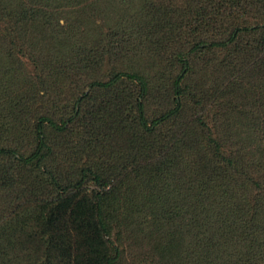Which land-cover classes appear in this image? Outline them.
I'll return each instance as SVG.
<instances>
[{
  "label": "trees",
  "instance_id": "1",
  "mask_svg": "<svg viewBox=\"0 0 264 264\" xmlns=\"http://www.w3.org/2000/svg\"><path fill=\"white\" fill-rule=\"evenodd\" d=\"M0 264H264V0H0Z\"/></svg>",
  "mask_w": 264,
  "mask_h": 264
}]
</instances>
